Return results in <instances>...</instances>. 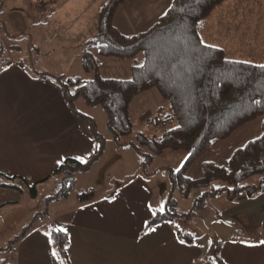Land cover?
<instances>
[{
	"label": "trees",
	"instance_id": "obj_1",
	"mask_svg": "<svg viewBox=\"0 0 264 264\" xmlns=\"http://www.w3.org/2000/svg\"><path fill=\"white\" fill-rule=\"evenodd\" d=\"M125 1H101L95 31L80 43L82 66L89 77L36 71L37 75L53 80L73 114L89 124L99 142L98 152L87 161L65 159L55 172L62 175L64 185L57 195H49L45 202L50 204L55 199L68 197L76 185L77 174L89 171L104 153L106 137L98 132L95 119L76 107L80 98L89 106L104 109L107 133L118 146L137 150L143 172L167 149H182L188 153L179 169L163 168L169 173L171 188L164 209L155 210L144 231L164 221L199 217L212 208L211 199L215 197L224 196L232 201L241 194L253 195L264 190V67H261L264 63L228 58L224 48L207 44L202 37L208 17L226 0H173L151 27L135 34L123 33L114 23L115 14ZM49 2L39 0L38 4ZM139 53L143 55L141 63L136 62ZM102 58L128 62L130 77L104 76ZM152 88L168 101L169 112L165 119L176 124L165 128L159 136L149 138L137 131L134 141H123L122 137L134 131L131 102L135 96ZM257 118H261L259 135L241 146L225 147L226 139ZM157 119L156 116L149 118L153 122ZM144 146L148 151H142ZM227 150L230 155L224 163L205 160L201 162L200 176L188 175L189 169L204 154L222 157ZM255 176H260L259 180L243 184L244 180ZM1 177L0 173V181ZM0 186L18 188L11 182H0ZM34 187L30 189L35 196ZM179 197L192 198L188 210L178 211ZM31 225H25L8 246L0 247V256L11 250ZM178 234L187 244L195 240L189 231L178 229ZM49 235L63 264H73L67 251L68 232L51 225ZM220 251L218 240L202 260L205 264H226ZM0 262L5 264L3 259Z\"/></svg>",
	"mask_w": 264,
	"mask_h": 264
},
{
	"label": "crops",
	"instance_id": "obj_2",
	"mask_svg": "<svg viewBox=\"0 0 264 264\" xmlns=\"http://www.w3.org/2000/svg\"><path fill=\"white\" fill-rule=\"evenodd\" d=\"M49 1L51 3L39 5L44 8L40 31L45 43L49 42L52 46V42L64 31L72 47L77 49L75 55L81 59L80 43L94 33L98 7L92 11L86 4L85 7L78 8L79 5L75 2L77 0ZM237 1L245 6L248 0H226L214 9L202 30L203 40L207 44L217 45L218 35L228 36L231 40L237 38L239 32H235V29L244 30L247 39L253 42L255 32L252 30L250 15H243L241 24H238L240 26L213 27V19L218 11L228 3L237 5ZM172 2L173 0H133L132 11L124 10L123 3L115 14L114 23L119 29V26L123 29H131L133 26L146 30ZM63 11L66 19L59 15ZM70 13L80 20L75 30L71 23H67ZM0 37L3 39L1 29ZM5 46L10 51L22 49L19 46L11 48L9 44L4 45L0 41V173L3 176L0 182H11L18 188L0 186V211L19 204L21 200L45 201L50 190L44 192L43 198L40 188L52 180L66 158L85 162L99 150V142L92 134L89 124L73 114L53 80L37 75L36 71L73 75L55 69L52 64L34 65L31 60L30 68L17 58H5ZM217 46L224 48L223 44ZM248 50L246 55H252L249 58H264V43L257 45L256 49ZM51 52L57 54V48L53 47L49 53ZM54 57L56 60H63ZM94 165L89 171L94 169ZM137 170V173L129 176L114 191L100 197L89 193L75 203L69 212L62 214L63 210L60 209L54 222L43 228V231L29 235L35 222L49 214L36 217L37 214H42L36 212L29 222L32 225L26 235L11 250L5 251L15 252L11 256V264H27L24 262L30 258L33 261L31 264H63L55 246L53 248L54 243L49 235L51 225L68 232L70 242L67 251L73 264H205L202 258L212 243H202L203 237H198L199 235H194L192 244L181 243L178 234V229L181 228L174 224L176 219L181 218L152 225L144 231L155 210L164 209H160L164 200H157L159 207H156L147 177ZM31 187L35 188V196ZM218 199L216 197L212 200L220 203L214 209L216 226L222 231L219 239L221 258L226 264H264V190L253 195L241 194L232 201L224 196H221V200ZM241 217L251 223L250 229L259 235L257 240H245L243 236L246 233L243 230L241 233L235 231V228L239 229L236 219ZM22 228L8 240L7 245L0 247L8 246ZM37 246L40 249H36ZM47 247H52L48 250L50 256L41 254V259L36 260L35 253H46L43 248ZM54 252L56 255H53ZM0 259L7 260V257Z\"/></svg>",
	"mask_w": 264,
	"mask_h": 264
},
{
	"label": "rangeland",
	"instance_id": "obj_3",
	"mask_svg": "<svg viewBox=\"0 0 264 264\" xmlns=\"http://www.w3.org/2000/svg\"><path fill=\"white\" fill-rule=\"evenodd\" d=\"M37 1L38 0H0V29L3 35V39L0 37V41L4 45L5 43L9 44L11 48H14V46L22 48L19 51H10L5 46L3 48V57L17 58L30 68L32 63L31 60H33L34 65H41V63H46L48 65L52 64L55 65L53 66L55 69L65 71L73 76L81 74V76L89 77L90 74L82 67L80 56L75 55L77 49L72 47V43L67 40L65 36L67 34L66 32L62 31L57 40L52 42L54 46H51L49 42L45 43L42 31H40L42 27L41 23L43 22L44 8L40 7ZM75 2L78 3V8H83L86 4L89 9L93 11V9H97L101 0H77ZM246 2L245 6L241 5L242 3L240 2L237 5H232L231 3H228L226 6L223 5L225 7L218 11L216 17L213 19V27L219 28L220 26H227V28H229L232 25L234 27L240 26L238 24H241L243 15H250V21H253L252 30L255 32L253 42L247 39L244 30L235 29V32H239L237 38L235 37L231 40L228 36L218 35L217 38H219V40L217 41V45H224L228 58L235 59L236 57L242 61L264 63V58L253 59L249 58L252 56L251 54L248 56L246 55L249 52L248 49H256L257 45L264 43V0H248ZM123 9L132 11L133 0H126ZM64 12L65 11L59 15L64 17ZM79 21V19L74 18L72 13L69 14L67 23H71L74 30L75 27L78 26ZM119 27L125 34H133L145 30L144 28H133V26L131 29ZM53 47L57 48V54H52L53 52L49 53ZM48 53L49 55H47ZM54 56H57L58 59L63 58V60H56ZM142 59L143 55L139 53L136 62L141 63ZM102 60L104 62V67L101 71L104 76L119 78L130 77L131 72L128 62H122L114 58H102ZM76 107L81 112L92 116L95 119L98 132L106 137L104 153L95 162L96 164L94 163V169L84 174H77L76 185L70 190L67 199L55 200L51 204L46 203L43 199L21 200L19 204L0 211V246L7 245L8 240L17 234L23 226L29 223L36 212L48 211L49 214L47 217H41L35 222L29 235L33 234L32 232L43 231V228H46L48 224L54 222L60 209L63 210L62 214L69 212L75 203L81 201L80 199H84L89 193H92L95 197H100L114 191L117 186L126 182L129 176L137 173V169L147 177L152 187L153 200L157 205L155 206L159 207V202L157 203V200H164L166 203L171 188V181L168 171L163 168L171 167L173 169H179L188 156L187 151L182 149H167L164 153L157 155L150 166L147 167L146 172H143L144 170L142 171L141 168L142 158L137 150L133 147L118 146L116 141L107 133V115L101 106H89L80 98L76 101ZM168 112V101L162 97L156 88L141 92L134 97L130 104V115L134 125L133 134L122 137V140L134 141L137 131L144 132L149 138L159 136L165 128L176 124L174 122L170 123L165 119ZM153 116L158 117L154 122L149 120V118ZM260 121L261 118H257L241 127L229 139L224 141L225 147L241 146L248 139L259 135L261 132ZM142 151L146 152L148 150L144 146ZM229 155L230 152L228 150L222 157L206 153L189 169L188 175L191 177L200 176L202 173V161L214 160L222 164ZM61 178L62 175L55 174L45 187L42 186V188H40L42 197L47 190H50L47 193L50 197L57 195L64 185ZM259 178L260 176L250 177L244 180L243 184L254 183L259 180ZM220 198L221 196H219L218 200H221ZM178 200V211L184 212L188 210L192 198L179 197ZM164 201L160 209L164 208ZM210 204L212 208L203 215L192 219H176L174 224L178 225L183 230L193 233L195 236L199 235L198 237H203L201 242L204 244H215V242L222 237V231L216 226V212L214 209V207L218 206L220 203L211 199ZM222 208L223 207L219 210L221 211ZM219 210L218 213H220ZM236 223L239 229L235 228V231L241 233L243 230L244 233H246L243 236L245 240H257L259 238V235L254 230L250 229L252 228L251 223H249L247 219L242 217L238 218L236 219ZM50 243L53 244L52 242ZM54 246L53 244V248ZM49 248L52 247L43 248V251H46V253H35L36 260L41 259L39 256L41 254L50 256L48 253ZM36 249H40L39 246H37ZM14 253V251L10 253L4 252L1 254L0 258L3 256L5 258L7 257V260L5 259V264H11V256L14 255ZM15 257H17V254ZM32 262L30 258L24 263L31 264Z\"/></svg>",
	"mask_w": 264,
	"mask_h": 264
},
{
	"label": "snow or ice",
	"instance_id": "obj_4",
	"mask_svg": "<svg viewBox=\"0 0 264 264\" xmlns=\"http://www.w3.org/2000/svg\"><path fill=\"white\" fill-rule=\"evenodd\" d=\"M261 67H264V66H261ZM58 231H59V229H58ZM181 243H183V241H181ZM53 255H56V253L54 252Z\"/></svg>",
	"mask_w": 264,
	"mask_h": 264
}]
</instances>
